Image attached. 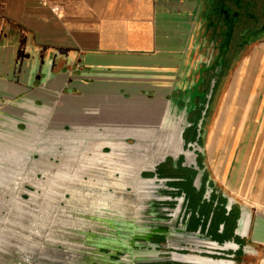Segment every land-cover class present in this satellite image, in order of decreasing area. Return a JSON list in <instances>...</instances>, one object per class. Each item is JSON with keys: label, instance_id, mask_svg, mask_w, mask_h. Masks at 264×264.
Listing matches in <instances>:
<instances>
[{"label": "flooded vegetation", "instance_id": "1", "mask_svg": "<svg viewBox=\"0 0 264 264\" xmlns=\"http://www.w3.org/2000/svg\"><path fill=\"white\" fill-rule=\"evenodd\" d=\"M193 21L184 67L162 92L164 107L174 111L176 120L169 121L167 114L153 117L147 104L153 93L136 97L113 89L121 84L118 78L107 80L104 89L62 92L67 97L64 122L73 128L64 131L81 138L73 139L74 144L51 145L48 168L35 169L1 188L0 264L15 262L14 246L19 242L17 237L8 241L5 230H13L22 215L37 220L41 213L52 229L56 222H69L64 227L69 238L47 244L56 255L78 250L77 264H140L141 260L172 264L167 261L171 253L167 247L181 250L182 246L166 243V227L171 238L199 232L220 243L230 241L238 207L208 175L202 156L205 128L228 71L264 42V0H198ZM185 112L183 147L174 149V158L157 162L160 156L152 154L151 141L136 145L122 137L121 130L154 128L178 141L179 119ZM55 117L51 107V128ZM197 175L201 183L194 182ZM182 185H194L200 195L198 207L192 206ZM94 226L109 230L97 237Z\"/></svg>", "mask_w": 264, "mask_h": 264}, {"label": "crops", "instance_id": "2", "mask_svg": "<svg viewBox=\"0 0 264 264\" xmlns=\"http://www.w3.org/2000/svg\"><path fill=\"white\" fill-rule=\"evenodd\" d=\"M197 2L0 0V101L31 96L57 106L66 101L63 91L104 89L112 78L121 81L113 87L119 92L149 94L162 86V93L186 61ZM233 68L209 162L249 231L213 259L264 264V42ZM238 247L244 253L231 250Z\"/></svg>", "mask_w": 264, "mask_h": 264}, {"label": "water", "instance_id": "3", "mask_svg": "<svg viewBox=\"0 0 264 264\" xmlns=\"http://www.w3.org/2000/svg\"><path fill=\"white\" fill-rule=\"evenodd\" d=\"M192 35V33H191ZM191 38V36H190ZM188 52V48H187ZM184 66L178 65V71L180 72ZM179 77V76H178ZM42 80L40 86L42 85ZM157 84H162L157 82ZM160 88H153L150 91L154 94L151 100L148 101V105L152 106V113L154 118H158L160 114H167L168 120H176L173 112L169 107H164L165 94L160 93ZM159 89V90H158ZM126 96H129L125 90H121ZM136 97H140L139 88H135ZM145 93L147 91L142 90ZM159 94V95H158ZM130 97H132L130 95ZM34 98L26 96L21 100H12L4 98V102L0 101V190L2 187H7L18 182V180L27 177L29 172L31 173L35 169L43 170L50 166L49 160L51 159V145L64 146L67 142L70 144L74 140H79L81 134H70L65 132L64 128H68L70 131L73 129L70 124L64 122V110L65 101L59 100L60 106H51V98L48 101L41 102L40 106H36ZM55 105V104H54ZM51 107L55 109L56 117L52 120L51 128ZM187 112L184 113L179 126L178 141L173 139V135L166 134L163 136L159 133V130L154 128H139L121 130L125 132L123 138H128L135 141V144H144L146 141L152 142V154L159 155L160 159L157 162L163 161L168 157H175L173 155L174 149H182L181 134L187 124ZM152 118V119H154ZM21 127V128H19ZM52 131V132H51ZM80 131V130H79ZM121 137V138H122ZM181 139V141H180ZM37 157V160L34 158ZM194 182L201 183L199 175L196 176ZM237 220L235 221V228L233 236H237L238 233L246 231L248 235L249 224H243V215L240 208L236 214ZM188 220L185 225L188 224ZM246 226V227H245ZM167 234L165 236L166 243L179 242L182 246L181 250H175L172 247H167L171 251L169 253V259L167 260L172 264H234L232 258L225 257V259H213L214 256L218 258H224V253L229 251L226 248L228 243L214 242L211 238H206L205 235L200 236L197 232L195 236L193 234L188 235H176L173 238L170 236V227H166ZM185 230V229H183ZM167 235H170L167 237ZM246 235V236H247ZM198 236V237H197ZM196 238V241L193 239ZM122 244L126 241H120ZM118 243V242H117ZM212 245H210V244ZM233 252L244 253V248L238 247L237 249H231ZM182 251H189V254H183ZM127 255V254H125ZM138 263H147L139 261Z\"/></svg>", "mask_w": 264, "mask_h": 264}, {"label": "rangeland", "instance_id": "4", "mask_svg": "<svg viewBox=\"0 0 264 264\" xmlns=\"http://www.w3.org/2000/svg\"><path fill=\"white\" fill-rule=\"evenodd\" d=\"M233 72L234 68L232 70L230 69L221 83V92L217 97L214 109L211 112V115L207 122V126L205 128L204 147L202 152L208 175L215 186H217L221 191H223V188L220 184H218V182H216L210 166L209 157L211 152L209 149V145L210 147H212L214 144V140H210V138L213 132L216 130V124L222 116L221 112L224 102V91L228 87L230 75ZM217 154L218 156H222L223 149H219L217 151ZM182 187L183 191H185V193L191 199L192 206L198 207L200 195H198V191H194V185H192L191 188H189L188 186L185 187L184 185H182ZM32 217L22 215L16 220V224L12 226L13 230H5L4 232L7 234L8 241H13L15 237H17L19 240L18 244L14 246L16 259L14 260L15 262H13V264H77L80 261L81 257L78 253V250L76 251L74 249H66L65 254L56 255L52 251L51 246L47 244L50 243L49 241H51V239L65 237L69 238L66 232H64V227H67L66 222L69 223L68 221L64 223V221L61 219L62 223L56 222V228L52 229L51 224H46L47 219L44 213H41L37 220L31 219ZM77 229L80 228L78 227ZM93 230L94 235L100 237L102 236V234L105 235V233H107V230L109 229L106 226L100 228L99 226H94ZM78 232L80 233V230ZM11 235H13L14 237H12ZM76 236L79 237L78 235ZM24 237H27V239H25ZM44 242L46 243L45 246L42 245ZM91 244L94 243L89 242L88 245ZM87 248L89 249L90 246H88ZM82 250L84 251V248H82Z\"/></svg>", "mask_w": 264, "mask_h": 264}]
</instances>
